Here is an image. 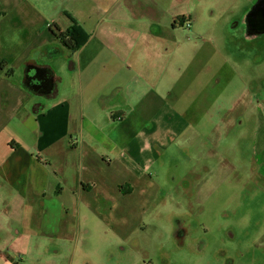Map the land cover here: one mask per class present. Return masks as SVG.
Returning a JSON list of instances; mask_svg holds the SVG:
<instances>
[{
    "label": "rangeland",
    "instance_id": "374dc122",
    "mask_svg": "<svg viewBox=\"0 0 264 264\" xmlns=\"http://www.w3.org/2000/svg\"><path fill=\"white\" fill-rule=\"evenodd\" d=\"M258 1L0 0V44L14 48L3 50L11 58L18 57L21 46L43 26H54L57 16L68 25L69 14L87 29L104 17L100 29L110 27L111 32L103 38L128 69L127 77L119 74L109 84L129 81L127 102L111 109L118 113L110 112L106 137L131 142L139 138L131 129L133 122L142 126L144 118L154 119L158 126L155 133H144V177L129 176L118 163L114 147L97 151L105 145L94 142L90 149L84 169H92L95 177L85 186L103 191L112 181L116 199L109 233L108 226L96 218L86 230L80 229L78 246L91 256V264H242L239 256L245 251L250 252L243 263L252 264L253 254L261 256L254 234L256 223L264 221V176L257 172L253 140L259 138L257 154L264 157V112L257 107L259 102L264 104V91L250 84L239 68L245 59L264 61V31L244 39L249 31L247 15ZM153 22L158 25L151 28L160 32V40L171 49L161 50V44L147 38L146 29ZM236 25L232 43L234 34L226 28ZM52 45L53 70L59 76L69 75L66 49L57 41ZM36 58H45L43 52L34 54ZM260 75L262 82L264 66ZM172 112L178 115L174 126L179 130L168 146L174 148L148 166L149 144L169 142ZM6 113L0 110V123ZM78 159L82 160L81 155ZM33 170L40 185L44 170L37 161ZM177 215L188 219L185 222L200 236L184 235L185 247L171 245L170 240L177 237L173 226ZM89 239L91 245L85 241ZM62 245L67 263L72 252L66 242Z\"/></svg>",
    "mask_w": 264,
    "mask_h": 264
},
{
    "label": "crops",
    "instance_id": "0c3cea01",
    "mask_svg": "<svg viewBox=\"0 0 264 264\" xmlns=\"http://www.w3.org/2000/svg\"><path fill=\"white\" fill-rule=\"evenodd\" d=\"M60 17L55 18L54 26H43L28 44L21 46L18 57L5 56L3 50L6 47L7 50L14 48L0 44V110L7 112L0 123V264H91L88 261L91 256H86L78 246L80 229L84 226L86 230L96 218L97 223L103 221L108 226L106 232L109 233L113 229L109 220L111 211H115L116 199L115 189H111L114 187L112 181L108 183L109 189L103 191L85 186V181L95 177L92 169L89 172L84 169V162L92 153L90 149L94 142L97 146L105 145L97 151H109L114 147L121 168L131 177H144V133H155L158 127L154 119L144 118V125L134 121L131 127L139 138L122 143L120 136L106 137L111 109L127 102L129 81L126 85L109 83L119 74L127 77L128 69L117 54L110 52L103 37L111 29H100L102 17L94 20L92 29L76 20L89 32L90 38L75 54L73 69L68 67L70 74L59 76L50 63L52 44L60 43L53 30L63 32L71 25L63 24ZM153 25L158 23L149 24L147 38L161 44V50L171 49L170 44L160 40V32L152 29ZM238 25L227 26L226 31L234 34ZM113 29L116 31V27ZM231 36L235 43L237 35ZM38 51H42L45 58L33 59ZM34 65L40 68L44 77L40 85H35L26 74V70ZM261 66L264 61L250 58L242 60L239 68L250 84L264 91ZM249 72L252 76L247 74ZM50 83H53L52 87L43 90ZM209 88L206 84L205 89ZM257 107L264 112L263 103L259 102ZM114 113L118 111L113 109L112 116ZM94 115L98 117L95 121ZM169 116V142L153 140L149 144L152 158L148 166L170 154L168 150L174 148L168 146L179 134L174 126L178 123V115L172 112ZM259 126L255 128L256 134ZM258 141L257 137L253 140L254 162L264 176V157L257 154ZM36 161L45 175L40 185L34 179L33 164ZM57 189L61 190L56 192ZM255 232V247L263 255L253 254L257 263L253 261L252 264H264V221L256 223ZM107 240L103 239L102 245ZM85 241L91 245L92 239ZM62 242H66V248L72 252L67 263L62 258ZM247 252L241 253L242 264Z\"/></svg>",
    "mask_w": 264,
    "mask_h": 264
},
{
    "label": "trees",
    "instance_id": "16d2710c",
    "mask_svg": "<svg viewBox=\"0 0 264 264\" xmlns=\"http://www.w3.org/2000/svg\"><path fill=\"white\" fill-rule=\"evenodd\" d=\"M69 19L71 21V25L63 32L56 33L53 29V33L55 38L66 48L68 67L70 70L73 69L75 65L74 57L75 54L85 45V43L89 40L90 34L79 25L76 20L69 15ZM123 188L119 189L123 192ZM61 189H57L56 192H59Z\"/></svg>",
    "mask_w": 264,
    "mask_h": 264
},
{
    "label": "flooded vegetation",
    "instance_id": "af4514ba",
    "mask_svg": "<svg viewBox=\"0 0 264 264\" xmlns=\"http://www.w3.org/2000/svg\"><path fill=\"white\" fill-rule=\"evenodd\" d=\"M260 1L261 0H259L254 6L256 7L257 4ZM254 6L251 9V11H249V13L247 15L248 22H249L250 14L252 13V11L255 8ZM248 22H245V23L247 24L249 31L247 32V34H248L247 37H245L244 39H246V38H248L250 36H254L255 37V36H257L258 33L261 34L264 31V29H260V28L253 27L252 24H251V22H249V23ZM42 79L44 80V77ZM161 158H162V156H161ZM256 166L258 168L257 169V172L261 175V170H260L259 166L258 165H256ZM186 220H188V219L184 218L182 215L175 216L174 221H173L174 222L173 223V226H174L175 230L177 231L176 232L177 233V237L170 240L172 246H175L176 243H177V244H181L183 247H185V245H186V238L184 237V235H186L187 237H196L197 239L200 238V236H197L196 235V230L192 228L191 224H188V223L185 222ZM255 223H254V225H255ZM232 232L233 231H229V234L231 235ZM170 251L173 252L174 251V248L170 249ZM248 252H250V251H248ZM149 263H151V262H149Z\"/></svg>",
    "mask_w": 264,
    "mask_h": 264
},
{
    "label": "water",
    "instance_id": "95a60500",
    "mask_svg": "<svg viewBox=\"0 0 264 264\" xmlns=\"http://www.w3.org/2000/svg\"><path fill=\"white\" fill-rule=\"evenodd\" d=\"M250 22L253 27L264 29V0H261L250 14ZM38 66H31L26 70L27 77L35 85H40L42 82V75Z\"/></svg>",
    "mask_w": 264,
    "mask_h": 264
},
{
    "label": "built area",
    "instance_id": "2783aa9c",
    "mask_svg": "<svg viewBox=\"0 0 264 264\" xmlns=\"http://www.w3.org/2000/svg\"><path fill=\"white\" fill-rule=\"evenodd\" d=\"M40 161H43V158H40Z\"/></svg>",
    "mask_w": 264,
    "mask_h": 264
}]
</instances>
